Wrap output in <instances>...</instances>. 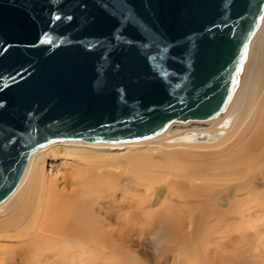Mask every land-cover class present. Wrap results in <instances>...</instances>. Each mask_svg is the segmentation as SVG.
<instances>
[{"label":"water","instance_id":"obj_1","mask_svg":"<svg viewBox=\"0 0 264 264\" xmlns=\"http://www.w3.org/2000/svg\"><path fill=\"white\" fill-rule=\"evenodd\" d=\"M263 12L264 0H0V200L50 140L217 114Z\"/></svg>","mask_w":264,"mask_h":264},{"label":"bare ground","instance_id":"obj_2","mask_svg":"<svg viewBox=\"0 0 264 264\" xmlns=\"http://www.w3.org/2000/svg\"><path fill=\"white\" fill-rule=\"evenodd\" d=\"M254 66H257V71L252 75ZM249 84L260 92L256 127L241 145L226 153V147L220 149L223 145L220 142L224 137L222 133H228L231 128L234 122L233 109L245 96ZM189 125L196 126L187 127ZM157 139H161L160 143L152 145V140ZM61 144H73L70 146L74 149L96 152L90 156L79 153L72 160L64 159L60 171H55L53 163L49 165L50 169H41V165L45 167L46 154ZM177 148L220 149L226 150V155L209 166H203L206 162H202L201 166L179 170L174 164L182 159V151ZM263 164L264 12L249 40L238 84L225 107L217 114L175 119L158 132L139 138H64L38 145L30 153L16 186L0 200V210L12 213L9 212L5 221L0 215V264H94L98 249H107L110 231L105 230L103 225L110 223L116 216L111 212V206L116 202L121 209L135 210L134 218L144 214V219L155 226L154 229L151 226L145 230L148 234L163 229L169 235V224L192 220L198 212L205 213L206 219H213L232 209L230 217L236 220L244 218L241 216L242 211L248 214L264 212L256 205L240 209L235 204L244 193L262 200L255 204H264V188H258L249 180L248 191L241 193L243 187L238 184L232 186L231 183V180L240 176L237 168L254 173ZM33 175H36L34 179ZM211 176L226 178L216 195H213L214 207L208 203L209 195L189 201L185 195L189 191V184L199 180L209 187ZM163 189L168 194L160 199ZM229 189L233 190L236 201H229L226 207L218 196ZM121 195L125 196L122 203ZM246 213L243 215L246 216ZM205 245L208 264H222L219 251H212L208 240ZM146 248L144 260L150 263L154 257L148 240ZM259 252L250 255L240 253L236 262L234 257H230L228 262L232 264L231 259L235 264H246L248 259L255 257V264H264V254L258 257Z\"/></svg>","mask_w":264,"mask_h":264},{"label":"rangeland","instance_id":"obj_3","mask_svg":"<svg viewBox=\"0 0 264 264\" xmlns=\"http://www.w3.org/2000/svg\"><path fill=\"white\" fill-rule=\"evenodd\" d=\"M256 71L257 66H254L251 71L252 75H255ZM249 85L245 96L239 100L238 104L233 109V127L231 126V128L228 130V133H222L224 137L220 140V142L223 144L220 149L226 147L228 149L227 151L225 150L226 153L230 149L241 145L243 140L249 136L256 127L259 114L257 112V103L260 98V92L255 91L252 87V84ZM193 126L196 125H189L187 127ZM183 128L185 129L186 127ZM160 140L161 139H157L156 141L152 140V145L160 143ZM152 141H149L148 143H152ZM163 143L165 145L168 144L167 142ZM70 145L73 144H61L58 147L50 149V151L46 154L47 160L44 163L45 167L41 165V169H50L49 165L53 163L55 171H60L59 168L62 166L64 159L70 158V160H72L79 153H81V155L90 156L96 152L91 149L77 150L72 148L73 146ZM210 149L211 148H188L187 150L178 149L182 151V159L179 162H176L174 165L178 166L177 168L179 170L201 166L202 162H206V164L203 166H209L212 163L218 162L225 154V151H221L220 149ZM237 170L240 176L231 180V183L232 186H235L236 184L241 185L243 187V191H241V193L248 191V188L250 187L249 180L253 181L258 188H264V164L258 166V168L254 170V173L247 171V169L245 170L237 168ZM35 177L36 175H33V179ZM210 179V184L212 187L205 186L199 180H194L192 184H189V191L185 194L187 199L189 201H194L198 197H205V195H209L210 197L208 199V203L210 206L214 207V205H212L215 202L213 195H216V191L219 190L226 178L211 176ZM165 194H168V192L163 189L159 198L164 199ZM121 197L122 198H120V202L122 203L124 201L123 197L125 198V196L121 195ZM219 197V201L222 202L224 206L228 207L227 205H229V201L234 199V192L232 189H229L219 194L218 198ZM235 201L236 199H234L232 202L235 203ZM259 201L262 200L259 198L257 199L256 196L253 197L252 194L250 195L249 193H244L238 198L235 204L238 205L240 209L248 208L251 205H256L259 207V209L264 210V204H255ZM117 206H119L118 202L111 206V212L115 213L116 216H114L110 223L103 225L105 230L107 229L110 231L107 249H98L94 264H208V259L206 256L207 249L205 245L207 240L209 245L213 246L214 243V247L211 246V250H214L216 253L219 251V261L222 264H230L228 262L230 257L236 258V262L237 256L240 253L250 255L252 252L261 251L258 253V257L261 254H264V212H252L248 214L242 211L241 216L244 218L236 220L230 217L231 209L227 211V213H221V215H218L217 218L206 219L204 218L205 213L198 212V215L196 214L195 218L193 217L194 219L192 220H186L182 222L174 221L175 223L169 224V226L167 225L169 228L168 238L170 248L164 255L163 259L157 261L156 258H154L150 263H147L145 262L143 255L147 249L146 245L148 233H146L145 230L149 227L151 228V226L152 228H155V226L153 224L151 225L148 220L144 219V214L141 216L139 215V218H134L136 213L135 210L132 211V209H121ZM20 207L23 209L22 206ZM233 207L234 206H232V208ZM208 209H210V207ZM11 210L14 212L13 208H11ZM9 212L6 210H0V215L3 216L4 221L9 217L10 214H12L11 212L9 214ZM244 213H246V216L243 215ZM202 220L205 221V223L202 222ZM5 257H7V255ZM226 257L228 259H225ZM221 260L225 262L223 263ZM255 260V257L250 258L246 264H255ZM230 261L232 264H235L231 259Z\"/></svg>","mask_w":264,"mask_h":264},{"label":"clouds","instance_id":"obj_4","mask_svg":"<svg viewBox=\"0 0 264 264\" xmlns=\"http://www.w3.org/2000/svg\"><path fill=\"white\" fill-rule=\"evenodd\" d=\"M148 243L151 246L153 257L157 261L163 259L164 255L170 248L169 238L165 230L158 229L148 234Z\"/></svg>","mask_w":264,"mask_h":264}]
</instances>
